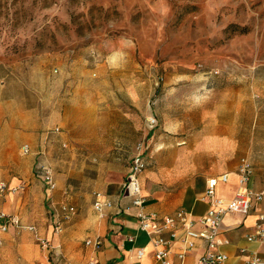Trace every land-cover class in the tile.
<instances>
[{
    "label": "rangeland",
    "instance_id": "374dc122",
    "mask_svg": "<svg viewBox=\"0 0 264 264\" xmlns=\"http://www.w3.org/2000/svg\"><path fill=\"white\" fill-rule=\"evenodd\" d=\"M146 106L156 145L192 147L197 170L247 155L264 176V0H0V182L40 183V133L59 126L45 158L63 196L116 184L136 142H152ZM45 110V128L26 136L21 124ZM211 117L234 154L205 153Z\"/></svg>",
    "mask_w": 264,
    "mask_h": 264
},
{
    "label": "crops",
    "instance_id": "0c3cea01",
    "mask_svg": "<svg viewBox=\"0 0 264 264\" xmlns=\"http://www.w3.org/2000/svg\"><path fill=\"white\" fill-rule=\"evenodd\" d=\"M43 89L46 91L47 85ZM211 89L208 90L210 93ZM157 94H160V89ZM156 110V107L153 109L145 107V112L150 113L145 118L148 132L144 138L150 135L151 144L139 140L133 149L134 153L137 144H142L145 159L147 160L148 148L151 157L146 162V168L139 175L141 192L145 198L144 208L162 217L171 215L180 208L188 210L193 216H201L211 203V198L205 193L207 180L222 173H228V180L218 182L215 195L226 200L232 198L238 188L237 168L240 158L247 155L232 160L230 164L219 163L220 159L213 166L197 170L193 165L192 147L166 145L161 148L160 145H156L158 125ZM43 113L45 114L21 124V131H26V136L30 138L38 136L45 128L47 110ZM149 116L156 118V124L153 126L147 122ZM210 124L204 141L205 153L220 156L218 158L234 154L232 133L226 135L228 130L217 117H211ZM176 127L173 129L168 125V130L163 129L169 141L174 139L172 135ZM47 130L40 133V149H46V144L50 141L49 139L44 143ZM231 130L233 131V128ZM62 142L68 143L67 139L60 138V146ZM126 174L116 184L109 182L106 185L103 183L100 189L94 187L90 194H85L83 201L78 196H63L65 188L60 182L57 183L55 190H48L42 178L35 172L33 175L40 183L33 189L30 187L34 186V179L30 187H26L21 181L5 182L7 189L0 193V197L5 198V201H1L0 198V212L7 215L0 217V264H159L154 259V248L150 237L138 228L136 216L138 208L132 206L124 190ZM244 189L254 191L264 189V176L254 171L252 178L244 185ZM24 190L25 193L18 195ZM96 190L101 191L104 197L112 202L111 206L105 207L104 216H100L92 205L94 200L92 193ZM52 192L53 197L50 196ZM45 198L52 200L54 225L48 224ZM61 205H71L75 208V212L69 218H65L60 210ZM259 210H264V200L257 203L246 215L239 213L224 215L218 236L228 241L220 246V250L227 254V259L218 264H244V261L253 254L264 259V239H247L249 234L255 231ZM9 217L17 218L18 223H14ZM58 220L62 223V229L67 223L60 232L54 230ZM161 235L166 236L165 233ZM40 238L47 241L48 247L40 244ZM35 239L41 247L34 242ZM86 240L92 242L99 240V243L87 244ZM141 248L145 250L143 255L138 257L137 250ZM203 249V242L196 240L194 249L184 257L182 263L188 264L196 260L203 253ZM169 250L170 259L178 261L175 256V245Z\"/></svg>",
    "mask_w": 264,
    "mask_h": 264
},
{
    "label": "built area",
    "instance_id": "2783aa9c",
    "mask_svg": "<svg viewBox=\"0 0 264 264\" xmlns=\"http://www.w3.org/2000/svg\"><path fill=\"white\" fill-rule=\"evenodd\" d=\"M56 71V70H55ZM147 122L150 126L156 124V118L149 116ZM59 126L48 129L45 133L44 143H46L50 136L59 135ZM62 148L67 147V143H61ZM22 155H29L32 153V148L29 143H23L20 146ZM37 153L44 159L40 160L34 165V172L42 178L46 188L53 190L56 188V179L52 165L45 158L46 149L42 148ZM146 159L142 144H137L134 153L130 157V164L124 182V190L130 198L132 206L138 208V228L144 231L149 237L153 245L154 259L159 264H183L184 257L189 254L195 247L196 240H201L204 245L203 253L192 262L188 264H218L227 259V254L220 250V246L228 241L219 238V228L223 217L226 213H239L246 215L259 202L264 200V189L254 191L251 189H244V185L252 178L254 168L250 160L246 156L240 158L237 168L238 188L232 198L226 200L215 195V189L218 182H226L228 180V173H222L218 176L211 177L207 180L205 193L211 198V203L207 211L201 216H193L191 212L184 208H180L175 213L166 216H159L154 211H148L144 208L145 198L141 192V184L139 175L146 168ZM7 189L5 182H0V193ZM93 208L100 216H104L105 207L112 205L111 200L105 198L103 193L99 190L93 191ZM60 210L63 212V217L69 218L74 212L75 208L69 205H61ZM7 216L0 212V217ZM14 223H18L15 217H9ZM33 229V227H29ZM54 230L60 232L62 230V223L58 220L55 223ZM165 233L166 236L161 234ZM254 238L264 239V210H259L257 213L255 231L249 234L248 240ZM133 239V238H131ZM40 244L48 247L45 239H39ZM87 244L93 243L97 245L99 240L92 242L86 240ZM175 245V256L178 261L170 259L169 248ZM145 248L137 250V256L141 257ZM244 264H264V259L253 254L249 256Z\"/></svg>",
    "mask_w": 264,
    "mask_h": 264
},
{
    "label": "trees",
    "instance_id": "16d2710c",
    "mask_svg": "<svg viewBox=\"0 0 264 264\" xmlns=\"http://www.w3.org/2000/svg\"><path fill=\"white\" fill-rule=\"evenodd\" d=\"M231 27H232V29H237V26H235V25H232ZM240 31L243 32V31H245V29L244 28H240Z\"/></svg>",
    "mask_w": 264,
    "mask_h": 264
}]
</instances>
